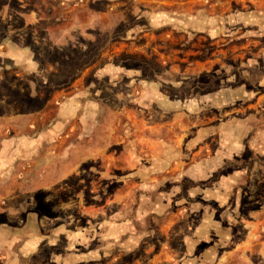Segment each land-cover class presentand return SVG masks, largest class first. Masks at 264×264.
Wrapping results in <instances>:
<instances>
[{
  "label": "rangeland",
  "instance_id": "obj_1",
  "mask_svg": "<svg viewBox=\"0 0 264 264\" xmlns=\"http://www.w3.org/2000/svg\"><path fill=\"white\" fill-rule=\"evenodd\" d=\"M0 199L22 264H264V0H0Z\"/></svg>",
  "mask_w": 264,
  "mask_h": 264
},
{
  "label": "crops",
  "instance_id": "obj_2",
  "mask_svg": "<svg viewBox=\"0 0 264 264\" xmlns=\"http://www.w3.org/2000/svg\"><path fill=\"white\" fill-rule=\"evenodd\" d=\"M14 1H17L18 3H22V0H14ZM20 5L21 4L18 5L19 6L18 10H20ZM27 13H30V12L28 11ZM25 22L27 25L31 24L32 23L31 16L28 15L27 21ZM17 44L19 46L23 45L21 43V40L18 41ZM31 49H32L31 50L32 52H29V54L31 53L34 56L35 60H38L43 56L42 53L38 51L37 49L32 48V47ZM94 62L95 61L92 60L91 64L85 67V71L92 68L96 64V62L95 63ZM11 150H9V153H11ZM4 153L2 152V155ZM0 208L4 210L2 206H0ZM27 224H28V220L24 221V223L20 224L19 229L28 230ZM19 229L14 224H6L5 222L3 223L0 222V256H1L0 264H22L21 259L22 257H25V256L19 255V251H20L19 247L21 243L20 241H23V248L21 250L24 253L23 255H29V254L35 253L34 248L36 246V243H40V241L37 240L36 237H34L35 236L34 234H31L28 238L24 237L25 234L21 236V234L19 233Z\"/></svg>",
  "mask_w": 264,
  "mask_h": 264
},
{
  "label": "trees",
  "instance_id": "obj_3",
  "mask_svg": "<svg viewBox=\"0 0 264 264\" xmlns=\"http://www.w3.org/2000/svg\"><path fill=\"white\" fill-rule=\"evenodd\" d=\"M98 55V53L96 54ZM99 56V55H98ZM124 57V56H122ZM93 59V58H92ZM91 64V61L87 62V66H89ZM152 68L148 67L147 72H143L144 76L147 78L148 77V73L151 71ZM61 77L63 78L64 82L61 84V87L63 86H67L69 81H71V79H73V77H75L79 71L77 68L69 66V67H65L61 70ZM143 71V70H142Z\"/></svg>",
  "mask_w": 264,
  "mask_h": 264
}]
</instances>
